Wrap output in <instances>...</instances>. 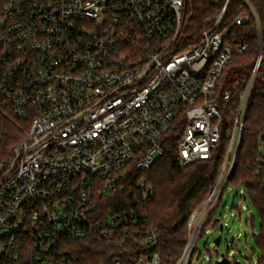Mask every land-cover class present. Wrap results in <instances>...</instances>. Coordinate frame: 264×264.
<instances>
[{"label": "built area", "instance_id": "2783aa9c", "mask_svg": "<svg viewBox=\"0 0 264 264\" xmlns=\"http://www.w3.org/2000/svg\"><path fill=\"white\" fill-rule=\"evenodd\" d=\"M228 4L192 34L186 0H0V101L30 122L0 162V264H72L79 256L68 241L108 243L117 231L127 235L132 223L147 222L123 199L110 214L109 198L128 194L137 206L149 199L151 188L139 175L164 155L178 124L180 167L211 160L223 149L230 114L222 173L191 214L174 263L196 264L195 248L234 167L264 65L262 42L244 81L219 92L225 67L248 49L227 42L233 25L250 20L241 14L225 25ZM138 235L147 252L131 264H163L153 251L156 232ZM224 258L238 264L226 254L218 261Z\"/></svg>", "mask_w": 264, "mask_h": 264}, {"label": "trees", "instance_id": "16d2710c", "mask_svg": "<svg viewBox=\"0 0 264 264\" xmlns=\"http://www.w3.org/2000/svg\"><path fill=\"white\" fill-rule=\"evenodd\" d=\"M228 0H186L187 30L198 34L204 25L218 15ZM257 14L255 18L245 0H229L225 17V25H232L241 14H248L250 20L241 25H233L228 43L231 45L247 44L243 54H235L234 61L225 67L218 83L222 88L232 86L236 81H244L247 72L251 71L261 54L264 63V0H249ZM264 65L257 73L252 90L245 129L236 161L227 182L208 216L203 227L200 240L207 229L219 227L217 209L223 201L228 187L241 188L243 199L250 201L260 215V232L255 236L260 250L257 264H264ZM238 96L233 104L237 105ZM230 114L224 128L223 149L211 160L199 161L187 167H180L178 162V139L182 125L178 126L166 137L165 153L157 158L152 168L139 175L151 188L147 201L139 206L130 204L132 196L114 193L109 198L110 214L119 212L120 200L127 204V209H138L140 217L147 222L134 224L128 228L127 235L117 231L112 242L90 239L71 240L67 245L79 256L72 264H122L134 263L135 255L147 252L140 247L139 232H156L157 244L153 251L158 253L163 264H174L181 257L188 240V221L191 214L209 199L222 173L229 147ZM30 122L16 116L14 111L0 101V162L6 159L25 136ZM139 196V194H138ZM197 252L195 248L194 253Z\"/></svg>", "mask_w": 264, "mask_h": 264}, {"label": "rangeland", "instance_id": "374dc122", "mask_svg": "<svg viewBox=\"0 0 264 264\" xmlns=\"http://www.w3.org/2000/svg\"><path fill=\"white\" fill-rule=\"evenodd\" d=\"M243 193L241 188L233 185L228 187L217 209L224 230L220 232L219 227L207 229L206 235L197 245L196 264H217L222 254L229 255L238 264H257L260 250L254 234H259L261 220L251 202L243 199ZM220 234L222 242L217 246L214 241Z\"/></svg>", "mask_w": 264, "mask_h": 264}, {"label": "water", "instance_id": "95a60500", "mask_svg": "<svg viewBox=\"0 0 264 264\" xmlns=\"http://www.w3.org/2000/svg\"><path fill=\"white\" fill-rule=\"evenodd\" d=\"M224 229L223 227V224H220V227H219V230L220 232H222ZM221 241H222V235L220 234L216 239H215V244L217 246H219L221 244ZM217 264H231L230 261L227 259V258H224L223 260L221 261H218Z\"/></svg>", "mask_w": 264, "mask_h": 264}]
</instances>
